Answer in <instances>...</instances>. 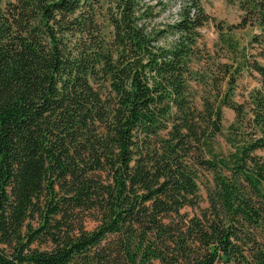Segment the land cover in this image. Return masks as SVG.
Segmentation results:
<instances>
[{"label":"trees","instance_id":"1","mask_svg":"<svg viewBox=\"0 0 264 264\" xmlns=\"http://www.w3.org/2000/svg\"><path fill=\"white\" fill-rule=\"evenodd\" d=\"M170 2L0 0V264H264V0H227L259 34L215 71Z\"/></svg>","mask_w":264,"mask_h":264},{"label":"rangeland","instance_id":"2","mask_svg":"<svg viewBox=\"0 0 264 264\" xmlns=\"http://www.w3.org/2000/svg\"><path fill=\"white\" fill-rule=\"evenodd\" d=\"M3 3L7 0H2ZM153 3L157 0H148ZM170 2V0H164ZM201 5L203 6L206 13H208L212 19L216 20L205 25L201 30V37L199 40L200 47L205 50L206 55L203 56L201 61V66L206 70L215 71L218 63H224L228 61V56L231 53L228 43L224 41L227 38L229 41L232 39L235 43L238 44L239 50L247 48L249 43L254 39V37L259 34V31L255 27H247L245 29H236L231 30V26L238 25L241 21L242 12L238 6L229 4L227 0H200ZM181 0H171L169 7L162 13V18L164 21H174L178 18L179 8ZM111 30L110 25L106 26L105 33L109 35ZM222 37V38H221ZM249 50V48H248ZM251 52V50H250ZM256 50L252 53L256 54ZM258 61L261 64H264V60L258 58ZM198 67L197 69H199ZM202 69L201 76L206 70ZM202 80V79H201ZM262 84L260 82V77L258 74H250L248 72H243L239 81L237 83L235 100L239 103H243L244 99L249 95L250 92L260 90ZM191 93L194 95L196 103L201 104L200 97L202 95L203 87L201 86V81L191 82L190 87ZM235 120V112L231 109H224V120H223V136L218 138V142L221 144V148L224 151L228 150V145L225 141V137L228 134V128ZM258 156L264 157V151L259 150L256 152ZM212 184L211 174H205L204 177L200 180V193L202 196V201L200 204L201 209L208 207V197H207V186ZM187 213L190 215L197 214L199 210L194 211L192 209H187ZM94 224H89V229L93 228Z\"/></svg>","mask_w":264,"mask_h":264}]
</instances>
